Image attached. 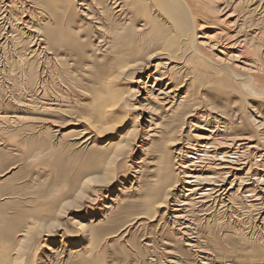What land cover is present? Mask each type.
<instances>
[{
	"label": "bare ground",
	"instance_id": "6f19581e",
	"mask_svg": "<svg viewBox=\"0 0 264 264\" xmlns=\"http://www.w3.org/2000/svg\"><path fill=\"white\" fill-rule=\"evenodd\" d=\"M0 264H264V0H0Z\"/></svg>",
	"mask_w": 264,
	"mask_h": 264
},
{
	"label": "snow or ice",
	"instance_id": "6c2138e0",
	"mask_svg": "<svg viewBox=\"0 0 264 264\" xmlns=\"http://www.w3.org/2000/svg\"><path fill=\"white\" fill-rule=\"evenodd\" d=\"M114 127V126H113ZM113 129L112 128H107V129H105L104 131H112ZM87 183H89V184H91V183H94V181H88Z\"/></svg>",
	"mask_w": 264,
	"mask_h": 264
},
{
	"label": "rangeland",
	"instance_id": "374dc122",
	"mask_svg": "<svg viewBox=\"0 0 264 264\" xmlns=\"http://www.w3.org/2000/svg\"><path fill=\"white\" fill-rule=\"evenodd\" d=\"M144 232H145V231H142V230H141V231H139V232H138V234H140V235H141V234H142V233H144Z\"/></svg>",
	"mask_w": 264,
	"mask_h": 264
}]
</instances>
